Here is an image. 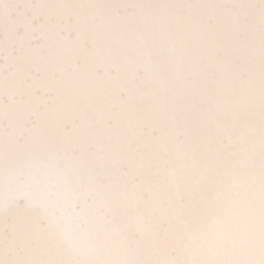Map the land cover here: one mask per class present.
Here are the masks:
<instances>
[{
  "label": "snow or ice",
  "instance_id": "6c2138e0",
  "mask_svg": "<svg viewBox=\"0 0 264 264\" xmlns=\"http://www.w3.org/2000/svg\"><path fill=\"white\" fill-rule=\"evenodd\" d=\"M0 264H264V0H0Z\"/></svg>",
  "mask_w": 264,
  "mask_h": 264
}]
</instances>
